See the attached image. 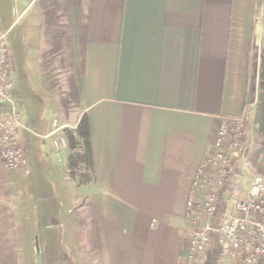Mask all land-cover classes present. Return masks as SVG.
Instances as JSON below:
<instances>
[{
    "label": "crops",
    "instance_id": "0c3cea01",
    "mask_svg": "<svg viewBox=\"0 0 264 264\" xmlns=\"http://www.w3.org/2000/svg\"><path fill=\"white\" fill-rule=\"evenodd\" d=\"M33 2L27 0L23 11ZM66 4L76 111L87 115L89 126L94 180L86 192L101 264H184L186 202L222 118L247 109L242 144L250 171L264 176V150L255 164L250 160L264 0ZM18 17L9 20L0 13V26L12 30ZM64 127L74 125L62 119L36 132L31 128L33 134L22 131L34 163L31 176L7 169L0 160V264H22L25 239L48 236L37 225L23 226L36 189L45 196L44 185H52L53 176L56 185H77L68 174L67 147L57 156L51 145L64 136ZM52 131L53 153H47L44 144L51 135L43 136ZM243 172L240 196L249 182ZM61 229L58 223L49 233L59 238Z\"/></svg>",
    "mask_w": 264,
    "mask_h": 264
},
{
    "label": "built area",
    "instance_id": "2783aa9c",
    "mask_svg": "<svg viewBox=\"0 0 264 264\" xmlns=\"http://www.w3.org/2000/svg\"><path fill=\"white\" fill-rule=\"evenodd\" d=\"M11 28L0 26V160L7 169L29 177L34 163L26 153L22 131H34L21 120L15 101ZM246 112L219 121L210 150L197 168L198 182L186 202L189 249L184 264H204L209 253L214 264H264V176L249 169L242 144ZM51 145L59 156L67 147L66 138H54ZM243 170L249 182L240 196Z\"/></svg>",
    "mask_w": 264,
    "mask_h": 264
},
{
    "label": "rangeland",
    "instance_id": "374dc122",
    "mask_svg": "<svg viewBox=\"0 0 264 264\" xmlns=\"http://www.w3.org/2000/svg\"><path fill=\"white\" fill-rule=\"evenodd\" d=\"M26 1L0 0V13L7 15L9 20H13L19 14L13 24L9 38L14 60L12 75L17 85L15 101L20 109L21 119L25 120L26 125L35 132L36 130L49 128L52 123L62 119L73 125L77 111L72 106V111L65 117L62 114L58 97L48 93L40 82V76L37 72L40 16L35 5L28 6L23 11ZM59 77L62 81L61 88L64 89L65 74L60 73ZM55 136L56 133L51 135L44 144V150L47 153H53L50 139ZM49 181L52 185H44L43 193L45 196L42 195L39 187L38 190L36 189L33 202L28 206L31 211L28 215L29 222L23 223L26 228L37 225V231L41 232V229H43L45 233L48 232V236L45 235L41 239L38 237L25 239L28 248L25 252L24 245L26 243H24L20 255L22 264H84L81 251L77 247L71 227V233L68 230L66 220L68 218V208L78 206H82V209L86 211V217L90 218L87 203L90 195L86 192L89 187L86 184L81 186L71 185L70 187L56 185V176L50 177ZM53 216L56 218L55 222L51 221ZM43 218H45L44 221ZM58 223L63 229L59 232V238H56V234L53 237L49 232L52 227L56 228ZM36 242L40 253L39 261H36ZM92 260V262L99 264L96 262V257H93ZM204 264H214L212 253L208 254Z\"/></svg>",
    "mask_w": 264,
    "mask_h": 264
},
{
    "label": "trees",
    "instance_id": "16d2710c",
    "mask_svg": "<svg viewBox=\"0 0 264 264\" xmlns=\"http://www.w3.org/2000/svg\"><path fill=\"white\" fill-rule=\"evenodd\" d=\"M40 13L39 52L37 72L43 88L58 97L62 114L67 117L71 107L78 108V90L74 76L72 43L68 23L66 0H34ZM65 74V88L59 74ZM74 127H64L67 142V169L69 177L78 186L94 180L88 119L77 113ZM253 149L250 160L255 164L264 150V40L260 51L258 95L253 126ZM82 206L69 211V222L84 264H101L97 228L94 219H88Z\"/></svg>",
    "mask_w": 264,
    "mask_h": 264
},
{
    "label": "water",
    "instance_id": "95a60500",
    "mask_svg": "<svg viewBox=\"0 0 264 264\" xmlns=\"http://www.w3.org/2000/svg\"><path fill=\"white\" fill-rule=\"evenodd\" d=\"M15 85H16V83H15ZM36 261H39V259H40V253H39V247H38V244H37V242H36Z\"/></svg>",
    "mask_w": 264,
    "mask_h": 264
}]
</instances>
